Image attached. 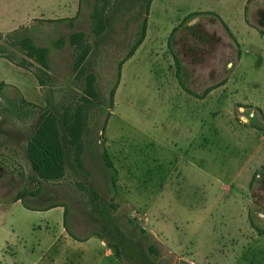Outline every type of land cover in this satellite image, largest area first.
<instances>
[{"label":"rangeland","instance_id":"1","mask_svg":"<svg viewBox=\"0 0 264 264\" xmlns=\"http://www.w3.org/2000/svg\"><path fill=\"white\" fill-rule=\"evenodd\" d=\"M70 19L28 33L45 66L0 40V81H23L5 61L37 85L0 83V264H264V0H78ZM50 115L47 180L28 149Z\"/></svg>","mask_w":264,"mask_h":264},{"label":"trees","instance_id":"2","mask_svg":"<svg viewBox=\"0 0 264 264\" xmlns=\"http://www.w3.org/2000/svg\"><path fill=\"white\" fill-rule=\"evenodd\" d=\"M32 26H20L17 29L6 33L4 36L2 33H0V40L2 38H6L7 40H15L14 47L18 48V52H22L25 57L28 59H33L35 63L39 65H46V54L47 51L44 48L37 47L32 38L29 36V32H40V27L44 23H60L63 21H72V19H60L56 21H43V20H33ZM101 27L102 30V24L99 23V28ZM100 31V29L98 30ZM145 31H146V19L144 18L139 26L138 29V38L136 41L132 44V47L130 51L127 53L125 58L121 61L120 64L124 63L128 59H130L133 55V53L136 51V49L139 47V45L143 42L145 37ZM80 35H71L69 38V43L75 48L80 47L79 44ZM52 46H58L56 43L52 44ZM0 46V55H3V51ZM79 57H78V64L79 62L83 61V59L86 57V55L89 52V46H82L80 49ZM9 62H13L11 57H4ZM28 63L25 60H23L21 63H17V66L25 67ZM14 63V62H13ZM120 66V65H119ZM26 68V67H25ZM40 85V84H39ZM68 129L69 135H71L72 140H70L69 144L73 145L78 140L77 133L79 132L78 123L70 126ZM37 132L33 138V143L29 145V159L31 164L34 166L35 171L37 174L43 178V179H50L54 176V173L62 172L63 169V149L61 145L59 144L58 138H57V129L55 125V118L50 115L43 124H39L37 126ZM80 148V147H79ZM104 159L106 161V164L108 167L113 169L112 163L110 162L107 152L104 149ZM20 201L22 207L29 211H47L56 207H62L63 208V229L66 231V233L69 235L70 238H72L75 241H83L84 239L77 237L75 234H73L68 226V211L63 206L60 205H54L49 204L43 208H37L34 205H31L27 199L23 196V194H20L19 196L14 197L13 202Z\"/></svg>","mask_w":264,"mask_h":264},{"label":"crops","instance_id":"3","mask_svg":"<svg viewBox=\"0 0 264 264\" xmlns=\"http://www.w3.org/2000/svg\"><path fill=\"white\" fill-rule=\"evenodd\" d=\"M68 1L69 0H41L40 2H36L33 6L26 8L12 2L11 0H0V33L6 34L20 26L29 25L35 19L56 21L60 19H69V17L72 18L77 12L78 0H70L71 6L67 5L70 4L67 3ZM16 11L20 12L18 17L15 16ZM1 61L3 62V60ZM3 64L10 70L15 71L19 77L23 78V81H17L18 83L0 81V83L15 88L24 100H28L29 95H31L32 92L35 93L37 91L35 79L28 72H25L8 62L4 61ZM178 82L179 85H181L179 79ZM184 91L183 92L189 96L190 92H188L187 89ZM196 99L203 101L202 98Z\"/></svg>","mask_w":264,"mask_h":264}]
</instances>
